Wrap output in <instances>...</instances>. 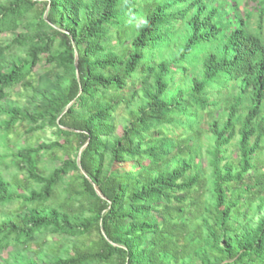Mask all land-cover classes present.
<instances>
[{
    "label": "trees",
    "instance_id": "trees-1",
    "mask_svg": "<svg viewBox=\"0 0 264 264\" xmlns=\"http://www.w3.org/2000/svg\"><path fill=\"white\" fill-rule=\"evenodd\" d=\"M228 1L0 0V253L51 232L80 242L16 264H264V0Z\"/></svg>",
    "mask_w": 264,
    "mask_h": 264
},
{
    "label": "rangeland",
    "instance_id": "rangeland-1",
    "mask_svg": "<svg viewBox=\"0 0 264 264\" xmlns=\"http://www.w3.org/2000/svg\"><path fill=\"white\" fill-rule=\"evenodd\" d=\"M228 2L234 3L233 0H229ZM238 8H242V7H246L248 10H252L254 11L256 6L254 3L252 2H248L247 0H239L237 2ZM241 11V9H240ZM252 23H254V17L251 18L250 20ZM263 32H264V28H263ZM13 36V34H1L0 35V41L2 42H8L11 37ZM35 75H39L40 73H42L44 71V69L42 70L41 67H37V69L34 70ZM26 94H24L21 91V88L19 87H14L11 91H10V97L8 98V100L5 102L4 106L6 108L9 107V104H12L15 102L16 105L19 106H24L26 105ZM123 111V110H122ZM3 116H0V121L3 119ZM124 116H120L118 117V122H117V128H116V133L119 134L121 127L124 123L123 121ZM23 129H19L17 134H11L8 138L9 140V147L11 149H15L13 147L14 143L16 141H19V143H25V134L22 131ZM56 137L55 135L52 133V130L50 128H46V130L41 131V132H36L35 133V137L30 139L28 142H26V144H33L36 145L39 142H50L55 140ZM233 144V143H232ZM2 141L0 140V152H5L6 149L2 148ZM230 152L235 153V148L234 147H230L229 148ZM61 153V152H60ZM60 153H57L56 156H59ZM203 156V155H202ZM235 154H231V157H234ZM58 158V157H55ZM53 159V160H49L46 159L45 162L47 165V167H51V166H55L58 165L57 159ZM5 160H8V158H6ZM203 161H205V157H203L202 159ZM131 167V162H124L123 164H112V168H121L123 170H129ZM261 168H264V162L262 164H260ZM2 173L4 174L5 177L8 178V173L6 171L3 170L2 168ZM257 202H255L256 204ZM255 204L252 207H245L243 210L247 213L248 217L250 218V215H253V210H255ZM15 206H6V207H0V220L1 219H5L7 216V214L9 212H11L12 210L14 211ZM260 214V213H259ZM259 214H255L254 215V219L257 218V216H259ZM76 242H80L77 239L74 238H66L64 239V237H61V235H56L55 233H46L44 236L41 237H34L32 243H30V249L26 250V251H20V250H16V249H12L9 250L10 248H8L7 250L3 251L0 253V264H4L6 259H9L11 263L16 264V259L18 258L19 260H21L24 257L27 258H32V259H38L39 261H52L54 259V257H60L63 256L67 251H69V248L71 247L72 244L76 243ZM39 251L38 255L35 253V251Z\"/></svg>",
    "mask_w": 264,
    "mask_h": 264
}]
</instances>
